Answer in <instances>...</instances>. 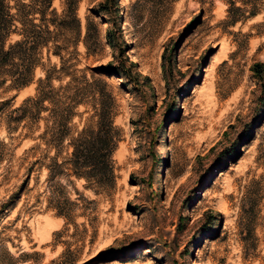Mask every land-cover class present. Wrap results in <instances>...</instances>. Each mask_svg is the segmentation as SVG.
Returning <instances> with one entry per match:
<instances>
[{
	"label": "rangeland",
	"instance_id": "rangeland-1",
	"mask_svg": "<svg viewBox=\"0 0 264 264\" xmlns=\"http://www.w3.org/2000/svg\"><path fill=\"white\" fill-rule=\"evenodd\" d=\"M64 2L46 17L60 21ZM76 15L70 71L123 61L130 73L101 75L120 134L115 182L48 176L45 111L11 122L10 138L0 124V204L16 195L0 264H264V0H77ZM42 61L59 66L46 50ZM54 75V87L68 80ZM43 77L0 97L17 107Z\"/></svg>",
	"mask_w": 264,
	"mask_h": 264
},
{
	"label": "trees",
	"instance_id": "trees-1",
	"mask_svg": "<svg viewBox=\"0 0 264 264\" xmlns=\"http://www.w3.org/2000/svg\"><path fill=\"white\" fill-rule=\"evenodd\" d=\"M52 1L0 0V92L28 86L38 68L44 75L38 80L36 94L24 99L21 105L9 109L11 98L0 97V124L5 125L6 137L10 138L11 122L28 119L35 124L45 111V129L38 138L45 145L42 158L47 161L48 176L64 175L67 170L68 175L84 180L87 185L111 187L115 182L113 153L120 134L114 123V96L101 75L130 73L123 61L89 72L80 69L70 71L76 64L72 53L82 33V23L76 15L77 0H65L60 16L55 9L51 10L60 21L46 17ZM249 4V16L257 15L256 3L249 1ZM70 19L73 21H68ZM106 38L114 49L115 43L109 31ZM45 50L48 56L58 59V67L45 70L42 61ZM253 71L260 74L258 64L253 66ZM56 72L59 73L57 80H68L54 87L50 81ZM6 145L7 142L0 140V163L5 160L3 149ZM15 203V194L1 203L0 216ZM62 208L59 207L58 213L68 219L69 211ZM8 257L10 260L18 259L11 254Z\"/></svg>",
	"mask_w": 264,
	"mask_h": 264
}]
</instances>
